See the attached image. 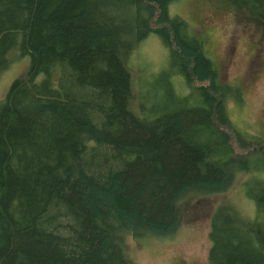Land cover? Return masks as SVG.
I'll return each mask as SVG.
<instances>
[{
	"label": "trees",
	"instance_id": "trees-1",
	"mask_svg": "<svg viewBox=\"0 0 264 264\" xmlns=\"http://www.w3.org/2000/svg\"><path fill=\"white\" fill-rule=\"evenodd\" d=\"M178 1L0 0V76L28 58L0 100V264H129L126 238H166L179 200L239 175L253 214L214 209L207 264H264V134L230 120L240 88ZM225 1L264 24V0ZM151 35L165 67L133 113L128 58Z\"/></svg>",
	"mask_w": 264,
	"mask_h": 264
},
{
	"label": "rangeland",
	"instance_id": "rangeland-1",
	"mask_svg": "<svg viewBox=\"0 0 264 264\" xmlns=\"http://www.w3.org/2000/svg\"><path fill=\"white\" fill-rule=\"evenodd\" d=\"M169 13L189 25L217 68L221 81L240 88L243 104L227 106L232 123L241 130L264 134V24L251 20L225 0H179L169 7ZM166 54L153 35L129 54L133 104L129 108L133 113L147 96L158 94L156 83L151 88L153 81L147 77L163 70ZM27 66L28 58H24L11 64L0 76V100L9 84L23 76ZM244 178L239 175L225 193L179 200L176 204L179 224L166 238H126L129 264H207L209 220L214 209L228 205L246 217L253 214L250 201L242 195Z\"/></svg>",
	"mask_w": 264,
	"mask_h": 264
}]
</instances>
